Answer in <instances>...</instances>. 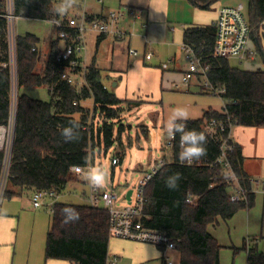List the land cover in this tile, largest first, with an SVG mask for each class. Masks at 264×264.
Listing matches in <instances>:
<instances>
[{"label":"trees","instance_id":"obj_1","mask_svg":"<svg viewBox=\"0 0 264 264\" xmlns=\"http://www.w3.org/2000/svg\"><path fill=\"white\" fill-rule=\"evenodd\" d=\"M218 1L221 0H189L193 7L202 10H209ZM246 1L248 21L253 29L251 39L259 46L258 54L260 52L264 56L261 47L264 0ZM56 3L57 0H12L13 16L53 23L63 21V16L53 12ZM9 27L8 0H0V127H7L10 122L12 77ZM59 42L51 44L48 56L42 61L37 37L27 34L16 39V78L20 94L24 88L46 87L51 99L42 102L24 94L18 97L4 198L18 195L10 192L8 185L33 192H54L60 197L68 185L78 179L71 171L73 167L87 166L102 143L106 152L113 146L114 126L108 120L120 117L122 105L138 104L122 101L106 89L101 71L95 65L86 69V86L81 89L62 80V67L56 63ZM215 42V25L184 30V47L193 50L203 63L210 66L207 76L210 83L225 90V94L220 95L224 101L222 112L209 109L201 119L186 122L188 130L206 135L207 155L194 161L192 166L182 164L178 159L180 137L177 135L171 149L172 160L160 169L145 190L142 224L145 229L165 234L172 240L181 264H220L222 248L207 227L229 221L239 211H250L256 203L252 178L244 170L240 147L236 143L233 145V151L227 153V162L246 192L245 200L231 201L236 184L230 179L226 164L217 160L222 153V140L230 132V127L264 128V71L248 72L231 67L228 58L214 56ZM41 63L43 68L39 70ZM89 99L94 103L93 114L82 105ZM95 113L102 120L96 127ZM76 116H79L78 119ZM70 121L79 123L80 139L65 143L60 129ZM213 121L225 126L224 132L218 126L216 134L211 136L207 128ZM140 130L147 139L148 128L143 126ZM124 131V126H120L119 135ZM4 159L5 154L0 151V178ZM175 173L181 176L179 187L170 190L165 180ZM189 199L195 200L193 205L188 203ZM66 207L79 213L76 222L63 223L61 213ZM110 240L108 211L89 205L57 202L47 234L45 258L71 264H109ZM245 251L247 264H264V253L259 252L257 245L246 247Z\"/></svg>","mask_w":264,"mask_h":264},{"label":"rangeland","instance_id":"obj_2","mask_svg":"<svg viewBox=\"0 0 264 264\" xmlns=\"http://www.w3.org/2000/svg\"><path fill=\"white\" fill-rule=\"evenodd\" d=\"M85 1L86 0H76L75 6L69 9L66 15L72 16L79 8H83ZM138 1H141L142 4H146L148 0ZM165 1L168 2V0L153 1V3H157L159 14L166 9H161V6L166 7ZM58 2L59 0H57V3ZM242 2L247 5L246 0ZM11 5L12 0H8V11ZM119 9H121V7L110 8V10L114 11ZM210 9H212L210 12L213 13L214 8ZM210 12L208 11V13ZM127 20H124V22H127ZM9 24V54L12 77L10 122L7 127H0V130L2 129V131H4V134L0 133L4 146L0 151L4 152L5 157L7 154L9 136L11 134L13 136L18 97L24 94L33 100L42 102H49L51 99L46 87L24 88L21 90L20 94L16 78L17 36H25L28 33L39 36L42 39L41 47L43 51H40L42 53V61L48 56L50 52L49 43L55 37L52 30L53 26L48 22L40 23L15 18L14 20H9ZM48 29H50L49 36L51 35V30L53 32L51 37L45 35ZM175 35L177 37V33ZM118 45H120L124 51L127 49V43L125 41L118 42ZM255 47L259 50L258 44ZM261 47L264 54V37H262L261 40ZM229 63L231 67L240 70L263 69L264 56L259 52L256 60L257 64L254 66L245 62H239L233 58H229ZM42 68L43 64L41 63L39 70ZM89 100L88 103L82 105H85V108L92 113L94 110V103L91 101L92 99ZM161 101L162 103H157V105L150 103H138L135 106H129L127 104L122 105L120 117L108 120V122L114 126L115 142L113 146L109 148L107 152L105 151L103 143L101 145V152L99 148H96L95 157L93 159L94 168H101L106 173L107 183L103 189H109L112 184L114 190L120 195V200L116 205L117 209H122L127 206L125 194L127 191H133L137 187L143 174L151 173L163 160L167 163L172 160L171 150H167L165 146L169 139L166 125L174 109L184 108L189 113L188 120H199L209 108L222 111L224 106V101L220 96L206 93L198 88L189 89L188 86L184 85H180L179 88L173 90V92L163 93ZM76 117L78 118L79 116ZM94 122L95 127L102 122L98 113H95ZM122 125L125 131L119 135V128ZM143 126L147 127L149 130V137L147 139L143 137L140 130ZM129 143H131V145ZM117 156L122 157V162L118 166L113 167L111 164L112 158ZM5 159L0 182L3 173H8V167L5 166ZM260 181L262 182L264 179ZM255 188L254 192L258 200L252 210L239 211L232 220L227 222L220 221L217 227H207V231L215 237L222 248L220 251V264H247V253L245 248L254 247V245H257L259 252L264 253V188ZM5 189L6 187H4V190ZM7 189L10 192L18 193V196L12 200L7 198L2 199L0 202V212L6 211L17 216L21 214L18 232L19 252H26L33 244H35V249L38 243H40L41 246H46L47 234L51 227V211L47 208H34L32 203L33 193L29 189L21 190L11 185H8ZM88 193L89 184L86 179L84 178L80 181L77 179L75 182L68 185L65 192L58 198V202L73 205H89L86 198ZM127 243L132 245H128ZM139 244L150 247L145 250L146 255L155 256L157 254V257L160 256L159 249L155 245L112 237L109 248V264L112 263L115 256L122 257L120 264H124L125 262L128 264L124 255L131 259L135 253H144L141 248H137ZM153 264H157V262Z\"/></svg>","mask_w":264,"mask_h":264},{"label":"crops","instance_id":"obj_3","mask_svg":"<svg viewBox=\"0 0 264 264\" xmlns=\"http://www.w3.org/2000/svg\"><path fill=\"white\" fill-rule=\"evenodd\" d=\"M153 1L148 0L146 4H142L138 0H103V3H98L96 0H86L84 7L79 8L72 16H63V21L77 17L82 13L93 17L106 16L112 7L133 8L144 11L141 20L135 22L127 20V22L120 24V28L128 35L124 39H117L113 35L100 37L89 33L87 35V52L81 58L86 68L95 65L101 71V80L105 88L122 101L156 105L162 103L163 93L173 92L180 85H183L180 79L187 69L183 49L184 30L188 27L215 25L222 7L243 3V0H221L211 7L214 8L213 13H211L212 9L202 10L193 7L189 0H168V2L165 1L166 7L161 6L162 10L166 9L159 14L157 3H153ZM35 22L46 23L44 21ZM48 23L52 24L55 35L49 43L51 47L52 43L58 41V35L55 24L53 22ZM145 24L147 25L146 28L144 27ZM52 30L50 36V29L46 31L45 35L51 37L53 35ZM34 36L40 40L38 49L43 51L41 47L42 39L37 35ZM121 41L127 43L125 51L118 45V42ZM255 46H257V42L255 41L254 45V40H252L250 48L256 50ZM62 47L63 43L60 41L58 48L61 49ZM129 49L137 50L139 56H130ZM148 53L153 54L150 61L145 60V54ZM245 63L253 66L257 64L256 61ZM258 70L264 71V67L263 69L256 68L244 71L256 72ZM188 88L200 89V86L197 81H194L188 85ZM89 101H84L82 104ZM83 106L85 107V105ZM232 139L242 151L244 170L247 175L255 181L264 179V128L235 127L232 130ZM99 149L101 152L102 148ZM261 187L264 188V185L254 186L255 189ZM126 195L127 193L125 199ZM17 196L12 197L11 200ZM20 221L21 214L17 216L6 211L0 212V264H71L64 261L46 260V246H41L40 243L37 244L36 249L35 244H33L29 250L20 253L18 247ZM137 248H141L144 253H135L131 259L124 255L128 264H153L155 262L161 264V255L158 257L157 254L155 256L146 255L145 250L150 247L139 244ZM117 257L120 264L122 257Z\"/></svg>","mask_w":264,"mask_h":264},{"label":"built area","instance_id":"obj_4","mask_svg":"<svg viewBox=\"0 0 264 264\" xmlns=\"http://www.w3.org/2000/svg\"><path fill=\"white\" fill-rule=\"evenodd\" d=\"M96 1L98 3H103V0ZM143 15L144 11L139 9L121 8L116 11L110 10L106 16L93 17L86 13H82L66 21L55 22L58 40L63 43V47L59 50L56 57V63L62 67L61 79L71 85H77L78 89L86 86L85 74L87 68L81 58L82 55H85L87 52V35L89 33L100 37L113 35L117 39H124L128 37V35L120 28V24L127 19L133 22L139 21L143 18ZM8 19H15L12 5L8 11ZM146 26L145 24L144 27L146 28ZM215 27V57L233 58L240 62L256 61L259 54L257 49L250 48L253 29L249 24L247 8L244 3L222 7L218 13ZM183 49L185 51L187 69L182 74L181 84L188 86L192 82L200 80L198 83L202 91L218 96L225 94L224 88L215 87L208 80L207 76L210 71V66L203 63V60L197 57L190 48L183 47ZM33 51H35V49ZM129 55L137 57L139 56V52L135 49H129ZM152 57V53L145 54V60L147 61H150ZM218 126L220 127V131L224 132L225 126L222 124L218 125L213 121L208 125V133L214 136L216 134L215 129L218 128ZM232 130L233 128L230 127V132L222 140V153L217 162L226 164V168L231 174L230 179L236 184V189L233 194H231V201L238 202L246 199V192L239 185L236 177L231 171L230 164L227 162V153L233 151V145L235 144L232 139ZM13 142L14 131L13 136L12 134L9 136L7 154L5 157V166L8 167V170L11 164ZM174 142L175 139L169 137L166 142V149L171 150L174 146ZM3 147V140H1L0 137V149H3ZM121 162L122 157L117 156L112 158L111 164L113 167H116ZM166 164L167 162L164 160L161 161L151 173H146L141 177L137 187L133 190L130 202L125 199L127 202L125 208H116L120 200V195L114 190L112 184L109 189H98L89 185L87 201L91 207L108 211L110 215L111 238L114 237L155 245L160 251L161 264H181L176 245L172 240L165 234L145 229L142 224L145 206V190L153 177ZM184 164L192 166L194 165V161ZM92 168H94L93 160L87 166H76L73 167L71 171L74 176L82 180L85 178L88 170ZM7 175L8 173H3L0 182V202L4 198V187L7 181ZM252 184L253 186H259L260 184L263 186L264 181H255L252 179ZM58 198L59 196L54 192L35 191L32 195V203L36 209L47 208L53 213ZM194 201L193 199H189L188 203L193 205ZM111 264H119V258L115 256Z\"/></svg>","mask_w":264,"mask_h":264},{"label":"clouds","instance_id":"obj_5","mask_svg":"<svg viewBox=\"0 0 264 264\" xmlns=\"http://www.w3.org/2000/svg\"><path fill=\"white\" fill-rule=\"evenodd\" d=\"M76 0H59L53 7V12L58 16H64L69 9L74 7ZM189 119V113L184 108H176L169 116L167 121V135L175 139L177 135L180 137V151L178 159L182 163H191L199 160L207 155L206 145L207 137L203 132L196 130H188L186 122ZM60 135L65 143L76 142L80 139V125L76 121H70L69 124L60 129ZM85 179L89 185L94 188L102 189L106 186L107 176L101 168H92L88 170ZM181 176L175 173L168 176L165 180V185L170 190H176L179 187ZM63 223H74L79 219V213L70 207H66L61 213Z\"/></svg>","mask_w":264,"mask_h":264},{"label":"water","instance_id":"obj_6","mask_svg":"<svg viewBox=\"0 0 264 264\" xmlns=\"http://www.w3.org/2000/svg\"><path fill=\"white\" fill-rule=\"evenodd\" d=\"M132 194H133V191L132 190H129L128 192H127V195H126V199L130 202V200H131V196H132Z\"/></svg>","mask_w":264,"mask_h":264},{"label":"bare ground","instance_id":"obj_7","mask_svg":"<svg viewBox=\"0 0 264 264\" xmlns=\"http://www.w3.org/2000/svg\"><path fill=\"white\" fill-rule=\"evenodd\" d=\"M0 133H1V134H4V131H2V129H1V130H0Z\"/></svg>","mask_w":264,"mask_h":264}]
</instances>
